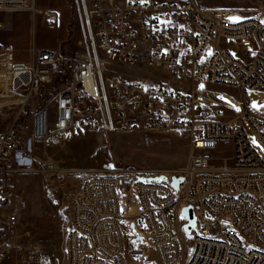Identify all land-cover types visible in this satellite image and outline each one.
Instances as JSON below:
<instances>
[{
  "label": "built area",
  "instance_id": "built-area-1",
  "mask_svg": "<svg viewBox=\"0 0 264 264\" xmlns=\"http://www.w3.org/2000/svg\"><path fill=\"white\" fill-rule=\"evenodd\" d=\"M33 2L0 0V14L36 13ZM75 2L79 60L41 49L30 62H14L0 47V113L18 108L0 131V166L18 150L15 124L26 108L33 112L31 142L82 130L171 134L186 140V166H264L250 139L254 134L264 147V116L243 98L264 93V10L231 23L194 0ZM200 82L237 90L242 111L227 115L199 91ZM122 195L140 208L128 228ZM5 201L0 182V207ZM188 206L195 223L186 235L181 210ZM70 214L66 264H143L150 252L156 264H264V183H81ZM16 223L8 213L0 225Z\"/></svg>",
  "mask_w": 264,
  "mask_h": 264
},
{
  "label": "rangeland",
  "instance_id": "rangeland-1",
  "mask_svg": "<svg viewBox=\"0 0 264 264\" xmlns=\"http://www.w3.org/2000/svg\"><path fill=\"white\" fill-rule=\"evenodd\" d=\"M194 1L203 11L231 23L264 10V0ZM33 6L36 13L10 11L0 14V47L8 52L13 50L14 62H29L34 52L41 49L59 51L65 57L79 60L84 47L78 45L83 43V34L75 0H34ZM48 12L56 15L55 23L48 21ZM213 49L212 43L205 49L202 65L206 64ZM197 88L227 113L236 115L242 111L241 94L237 90L206 87L204 82ZM243 98L251 110L264 116V93L246 92ZM41 105L51 109L45 99ZM17 111L14 107L0 113V131L14 122ZM32 116L33 112L26 108L18 117L15 125L19 147L9 166H3L8 175L4 178L6 201L0 207V224L8 213L16 215L17 223L12 228L0 225V264H66L70 202L85 180L127 170L167 174L188 167L185 165L186 140L179 135L82 130L63 136L52 135L43 142H31ZM250 139L264 159L263 145L254 134ZM219 149L230 151L231 147L221 144ZM230 167L206 166L220 170ZM129 196L122 195L120 205L126 228L140 212ZM143 264H156L154 252L147 255Z\"/></svg>",
  "mask_w": 264,
  "mask_h": 264
},
{
  "label": "bare ground",
  "instance_id": "bare-ground-1",
  "mask_svg": "<svg viewBox=\"0 0 264 264\" xmlns=\"http://www.w3.org/2000/svg\"><path fill=\"white\" fill-rule=\"evenodd\" d=\"M7 175V168L0 166V182L4 183ZM157 176H164L165 179L147 181L148 178ZM171 178H182L180 183H264V166H231L228 170L188 166L185 170L167 174L147 170H127L96 176L82 183H171Z\"/></svg>",
  "mask_w": 264,
  "mask_h": 264
},
{
  "label": "water",
  "instance_id": "water-1",
  "mask_svg": "<svg viewBox=\"0 0 264 264\" xmlns=\"http://www.w3.org/2000/svg\"><path fill=\"white\" fill-rule=\"evenodd\" d=\"M164 176H157L154 178H148L147 181H157V180H164ZM182 181V178H171V186L176 188V186ZM181 215L186 220V224L183 226L184 232L186 235H189L191 230L194 228L195 223V217L193 215V211L191 207H185L181 210ZM139 225H144V222L142 219L138 222ZM131 228H133V225H131Z\"/></svg>",
  "mask_w": 264,
  "mask_h": 264
},
{
  "label": "crops",
  "instance_id": "crops-1",
  "mask_svg": "<svg viewBox=\"0 0 264 264\" xmlns=\"http://www.w3.org/2000/svg\"><path fill=\"white\" fill-rule=\"evenodd\" d=\"M36 9V8H35ZM3 19H6V17H4ZM1 39H0V45H2V43H1ZM58 48V47H57ZM7 50H9V49H7ZM22 50V49H21ZM11 51V50H10ZM13 51V50H12ZM11 51V52H12ZM30 62V61H29ZM228 89V88H227ZM229 89H231V88H229ZM223 109V108H222ZM224 110V109H223ZM225 111V110H224ZM225 113L227 114V115H232V114H230V113H227L226 111H225Z\"/></svg>",
  "mask_w": 264,
  "mask_h": 264
}]
</instances>
